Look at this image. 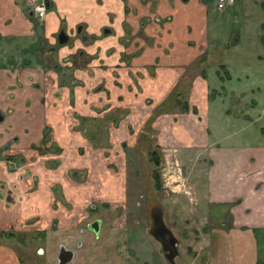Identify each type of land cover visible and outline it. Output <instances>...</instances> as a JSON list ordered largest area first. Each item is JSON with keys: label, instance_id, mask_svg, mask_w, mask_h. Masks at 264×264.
<instances>
[{"label": "rangeland", "instance_id": "rangeland-1", "mask_svg": "<svg viewBox=\"0 0 264 264\" xmlns=\"http://www.w3.org/2000/svg\"><path fill=\"white\" fill-rule=\"evenodd\" d=\"M115 1L106 3L111 12ZM142 1H148L143 12H149L145 15L149 22L150 13L167 2ZM204 1L209 37L214 32L219 37L207 41L205 66L198 63L199 56L195 58L164 100H153L148 91L154 70L134 63L147 56L142 51L154 44V37L141 26L130 32L125 22L123 32H115L116 15L113 21L106 13L109 22L101 26V32H93L95 35L77 32L80 24H76L65 30L69 38L65 44L56 41L57 32L50 36L36 32L32 44L27 43L25 60L19 62L43 73L41 81L31 80L30 87L41 92L40 104L54 116L42 122L41 137L35 144L10 153L21 160V166L6 176L0 170V218L4 220H0V264H55L59 245L74 251L69 264H170L149 234L154 207L177 239L179 254L173 264H206L205 254L195 250L199 245L195 246V238L218 220L211 214L206 219L205 213L194 210L198 187L190 172L193 165L185 162L193 161L195 151L188 146L185 158H178L174 149L158 145L154 123L159 121L155 118L166 109L177 111L171 102L178 96V101L187 98L193 73L200 65L203 74L208 72L209 86L215 88L209 92V125L225 139L223 143L245 141L246 135L243 138L241 128L231 135L235 125H222V116H216L219 126L213 122L222 108L229 114H242L251 125L264 122V117L259 119L264 110L259 117L255 114L263 107L264 97L260 105L247 99L255 95L261 100L264 92V0H233V5L221 10L216 0ZM136 2L128 0L127 10L138 14L141 4ZM154 14L159 20L152 21L160 32L167 18ZM186 28L191 30L189 25ZM223 43L228 44L221 51ZM5 53H14L13 45ZM248 88L255 93L244 98L226 94ZM48 94L46 100L43 95ZM5 152L0 149V159ZM55 159L59 163L52 168ZM17 211L16 221L6 223L14 220L8 218ZM93 219L100 223L97 237L86 228ZM228 220L225 217L226 223ZM201 224L209 228L205 230Z\"/></svg>", "mask_w": 264, "mask_h": 264}, {"label": "crops", "instance_id": "crops-1", "mask_svg": "<svg viewBox=\"0 0 264 264\" xmlns=\"http://www.w3.org/2000/svg\"><path fill=\"white\" fill-rule=\"evenodd\" d=\"M26 1L0 0V148H6V157H11L10 153L13 154L26 145L35 144L41 137L42 122L54 116L40 104L41 92L30 87L31 80L41 81L43 73L34 70L38 69L37 67L33 69L31 66L19 65L20 60H25L26 45L32 44L36 32L50 36L61 29L65 32L73 25L80 24L78 28L92 32L87 35H95L93 32H101V26L109 22L106 13L113 16V21L114 16H117L116 22L113 23L115 32L116 29L117 32H123L124 22L130 32H133L135 26L142 24L143 31L154 37V44L145 47L142 53L147 56L134 63L141 68L148 66L154 70L148 91L155 101L167 97L172 91V86L195 58L199 56L200 65L206 62L209 53L207 41L218 35L214 32L212 37H209L207 3L204 0H189L186 3L167 0L156 9L160 18H167L166 22L163 21L160 32L155 28L157 24L152 21L159 20L155 17L156 12L150 13V22L146 20L145 15L149 12H143L147 9L145 5L139 6L141 13L138 10L137 14L130 10L124 12L115 2L111 12L106 8V3L110 0H103L102 5L101 0H47L43 18L37 19L27 12L29 7ZM131 8L135 10L136 7ZM187 25L191 27L190 31L187 30ZM149 27L150 30H147ZM217 39L215 41H218ZM227 44L223 43L219 50L223 51L222 48L225 49ZM10 45H13L14 51L11 55L5 53L6 47ZM61 51L64 53V50ZM199 66V71L193 73L187 98L185 96L188 109L181 111L172 106L177 111L166 109L167 112H161L162 114L155 118L159 121L158 125L154 123L158 131V145L174 149L178 158L181 155L185 158L184 155L188 154V151L184 149H188V146L195 151L196 157L193 161L189 158L185 162L193 165L190 172L198 187L194 210L205 213L206 219L211 214L213 220L215 217L218 220H215V224L210 228L207 224H201L202 228H209V231L200 233L199 239L195 238V246L199 244V249L196 247L195 250L205 254V263L264 264V105L257 108L264 97L263 88L261 100L255 95L247 98L259 103L255 107L257 117L263 111L259 124L251 125V121L242 114H229L225 108L215 114L213 122L217 126L220 122L216 116H222V125L226 122L228 126L235 125V129L229 131L232 132L231 135H235L239 128L242 129L243 138L246 135L245 141L242 139L223 143L225 139L215 134L207 116L208 102L212 100L208 99L209 92L215 88L209 86L208 72L203 74ZM215 77L217 78L216 74ZM236 78L240 79V76L237 75ZM217 81L222 82L218 78ZM254 90L248 88L230 93L227 91L226 94L244 98L246 94L252 95ZM43 96L46 100L50 99L49 94ZM192 108L196 111H192ZM5 168V164L0 161V170L4 169V172ZM35 200L38 201L39 198ZM19 212L8 218L14 219L13 221L5 222H15L17 214L20 216ZM225 217L229 219L228 223L224 221ZM0 220L4 221L2 218Z\"/></svg>", "mask_w": 264, "mask_h": 264}, {"label": "water", "instance_id": "water-1", "mask_svg": "<svg viewBox=\"0 0 264 264\" xmlns=\"http://www.w3.org/2000/svg\"><path fill=\"white\" fill-rule=\"evenodd\" d=\"M107 32V31H106ZM67 40L65 33L60 30L57 34V42L64 43ZM154 224L149 229L150 236L159 244L160 250L163 257L170 264L174 263V258L179 254L177 249V239L173 236L171 230L163 224L161 218L156 215L153 217ZM91 228L96 232L97 223L94 222ZM61 251V250H60ZM70 251L59 252L57 258L59 260L58 264H64L70 259Z\"/></svg>", "mask_w": 264, "mask_h": 264}, {"label": "flooded vegetation", "instance_id": "flooded-vegetation-1", "mask_svg": "<svg viewBox=\"0 0 264 264\" xmlns=\"http://www.w3.org/2000/svg\"><path fill=\"white\" fill-rule=\"evenodd\" d=\"M44 1V3L46 4V7H47V5H48V1L47 0H43ZM115 3H118V5H119V7H121V9L122 10H124V12L127 10V0H118V2L117 1H115ZM138 3H140L141 5H145V6H147V8H148V6H149V4H148V1L147 2H145V3H143V1L142 0H138ZM126 9V10H125ZM27 12L29 13V15L30 16H32V17H34L33 15H32V12L30 11V9L28 10L27 9ZM38 19V18H37ZM142 25V24H141ZM140 25V26H141ZM62 31H63V29H61ZM60 31V30H59ZM58 31V32H59ZM58 32L56 33V41H57V34H58ZM64 32V31H63ZM77 32H81V29L80 28H78L77 29ZM108 32V31H107ZM65 33V32H64ZM65 35L67 36V40L69 39L68 38V34H66L65 33ZM84 38V37H83ZM82 38V39H83ZM66 40V41H67ZM80 40H81V36H80ZM65 41V42H66ZM65 42L64 43H59V44H65ZM67 42H69V41H67ZM11 63H13V61H11ZM13 65V64H12ZM19 65H26V62H23L22 61V63L21 64H19ZM25 67H27V66H25ZM43 137H45L44 139H46V135H45V133H43V135H42ZM90 138V137H89ZM47 140V139H46ZM50 146H53V144H51ZM0 149H2V148H0ZM4 149H6V148H4ZM3 149V150H4ZM18 151V150H17ZM16 151V152H17ZM15 152V153H16ZM54 152H56V151H54ZM39 153H44V151L43 150H41V149H39ZM16 155H18V154H16ZM1 160V162L3 163V164H5V166H6V171H4L5 172V176L8 174L7 172H13V171H16V169L18 168V167H20L21 165H20V163H21V160L20 161H16L15 159H14V157L13 156H11V157H6L5 155H3L2 156V158L0 159ZM52 163V165L50 166V167H52V168H55V166H56V164H58L59 162H58V160L57 159H55L54 161H52L51 162ZM16 168V169H15ZM3 180H5L4 178H2ZM5 181H7V179L5 180ZM154 210V211H153ZM153 210H152V213H151V216H152V226H153V217L155 216V213H156V215L157 216H159L160 217V211L158 210V208H156V207H154L153 208ZM94 222H96L97 223V231L95 232L94 230H93V228H91V225L94 223ZM99 226H100V223H99V220H97V219H93V220H91V221H89L87 224H86V228H87V230H89V232L94 236V237H97V235H98V233H99ZM61 250V251H60ZM62 251H70L71 252V257H70V259L67 261V262H65L64 264H69V263H71L73 260H74V258H75V253H74V251L71 249V248H69V247H67V246H65V245H59L58 247H57V250H56V253H55V264H58V262H59V260H58V258H57V256H58V254H59V252H62Z\"/></svg>", "mask_w": 264, "mask_h": 264}, {"label": "built area", "instance_id": "built-area-1", "mask_svg": "<svg viewBox=\"0 0 264 264\" xmlns=\"http://www.w3.org/2000/svg\"><path fill=\"white\" fill-rule=\"evenodd\" d=\"M233 0H216V7L218 9L224 8V6L231 5ZM26 5L29 7L32 15L35 18L42 19L46 11V4L43 0H27Z\"/></svg>", "mask_w": 264, "mask_h": 264}, {"label": "trees", "instance_id": "trees-1", "mask_svg": "<svg viewBox=\"0 0 264 264\" xmlns=\"http://www.w3.org/2000/svg\"><path fill=\"white\" fill-rule=\"evenodd\" d=\"M212 94V93H211ZM211 94L209 95V98L208 99H212V96ZM179 98V96L177 97ZM176 98V100H174L172 103V105L178 107L179 110L181 111H186L188 109V106H187V101L185 98H182L180 101H178ZM162 106V105H161ZM192 111H196L195 108H192ZM151 161V160H150ZM153 177L157 179V182H156V185L157 187L159 186V182H158V178L155 176V174L153 173Z\"/></svg>", "mask_w": 264, "mask_h": 264}]
</instances>
